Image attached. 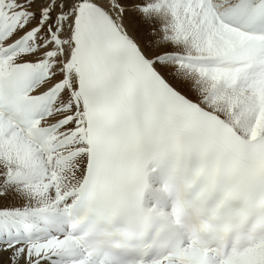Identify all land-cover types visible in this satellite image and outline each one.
Wrapping results in <instances>:
<instances>
[{
    "label": "snow or ice",
    "instance_id": "6c2138e0",
    "mask_svg": "<svg viewBox=\"0 0 264 264\" xmlns=\"http://www.w3.org/2000/svg\"><path fill=\"white\" fill-rule=\"evenodd\" d=\"M0 264H264V0H0Z\"/></svg>",
    "mask_w": 264,
    "mask_h": 264
}]
</instances>
